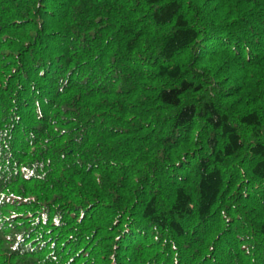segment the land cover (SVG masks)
Listing matches in <instances>:
<instances>
[{"label":"trees","instance_id":"16d2710c","mask_svg":"<svg viewBox=\"0 0 264 264\" xmlns=\"http://www.w3.org/2000/svg\"><path fill=\"white\" fill-rule=\"evenodd\" d=\"M0 264H264V0H0Z\"/></svg>","mask_w":264,"mask_h":264}]
</instances>
